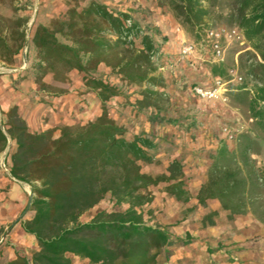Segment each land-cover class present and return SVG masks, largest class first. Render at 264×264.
<instances>
[{
  "label": "trees",
  "instance_id": "obj_1",
  "mask_svg": "<svg viewBox=\"0 0 264 264\" xmlns=\"http://www.w3.org/2000/svg\"><path fill=\"white\" fill-rule=\"evenodd\" d=\"M157 2L167 6L186 30L197 33L208 27L205 24L214 13L229 9L217 19L237 23L258 57L248 75L258 84L251 100L252 116L264 130V0ZM160 29L149 30L128 12L97 0L81 8L71 5L65 16L54 19L50 26H37L33 41L40 55L36 78L40 88L47 93L56 89L43 80L50 72L55 79L68 81L67 73L78 70L84 74L86 89L99 97L102 111L92 120L42 131L30 128L18 105L5 112L4 123L0 116V158L13 141L16 147L10 155V174L30 184L33 191V216L22 223L39 245L31 257L18 253L9 264H74L71 254L92 264H158L171 245L169 229L149 222L143 207L154 199L150 186L161 182L167 183L166 191L177 200L191 199L183 161L173 159L168 173L144 171L142 162L155 161L157 143L145 132L127 136V128L109 110L110 101L119 97L122 89L97 75L102 64L110 67L122 81L142 87L139 107L161 108L160 101L168 100V94L163 89L166 77L159 72L161 50L156 37L162 33ZM24 40V31L15 47L0 37L6 61H13ZM180 60L172 56L170 61L177 64ZM222 71L223 62L212 65L213 78L220 77ZM65 92L59 88L52 93ZM259 148L257 138L249 132L239 134L236 148L222 142L197 194L198 202L206 206L210 200H218L230 217L253 211L264 222V169L252 157ZM107 194L128 207L99 210L91 220L82 221L81 216ZM217 213L214 210L208 217Z\"/></svg>",
  "mask_w": 264,
  "mask_h": 264
},
{
  "label": "rangeland",
  "instance_id": "obj_2",
  "mask_svg": "<svg viewBox=\"0 0 264 264\" xmlns=\"http://www.w3.org/2000/svg\"><path fill=\"white\" fill-rule=\"evenodd\" d=\"M89 1L0 0V37L15 47L21 42V33H25L24 47L13 56L12 62L5 60L3 42H0V89L12 91L15 88L26 93V105L31 107L30 115L36 112L40 102L48 103L51 97H66L65 103L69 106L67 116L75 122L92 120L101 113L99 97L86 89L84 74L78 70L67 73L68 81L55 79L51 72L46 74L43 80L56 88L52 92L59 88L67 90L60 95L47 93L36 81L40 55L33 38L37 26H50L54 19L65 16L69 6L79 4L81 8ZM97 1L112 9L128 12L149 30L158 27L162 32L156 41L161 50L159 63L162 66L159 72H163L166 77V87L163 89L168 94V100L160 101L161 108L139 107L137 99L142 98V87L122 81L111 72L110 67L102 64L97 73L122 89V94L110 101L109 110L116 121L127 128V136L132 138L135 134L145 132L157 143L153 150L155 161L142 162V169L155 175L168 173L167 168L175 158L184 164V179L191 190V199L188 202L177 200L166 191L167 183L161 182L150 186L154 199L143 207L149 222L166 226L172 234V243L163 251L158 264H264V222L253 211L230 217V211L224 209L218 200H210L203 206L197 199L201 185L208 178L218 147L225 142L229 148H236L242 132H249L257 138L260 148L252 157L264 169V130L252 116L251 103L258 84L248 75L252 63L258 57L250 42L247 40L241 44L234 41L227 45L225 60L222 61L223 73L220 74L228 82L225 85L227 89L219 98H203L197 96L192 87L213 83L215 75L212 65L217 62L200 45L187 56L182 55L181 50L190 42L197 43L204 36L205 29L199 31L201 34L186 30L173 12L167 6H160L157 0ZM228 11L225 8L222 13H214L205 26H238L235 22L217 19ZM172 56H179L182 60L172 64ZM235 75L243 79L237 82L234 80ZM10 108H3L0 103L3 123L7 120L5 112ZM42 116L45 115L39 113L38 116L35 113L32 117L44 120ZM55 134L58 135L59 130ZM15 147V143L10 141L7 151L1 155L0 174L25 186L30 198V194L33 195L31 185L13 178L9 171L10 155ZM3 190L4 187L0 186V191ZM1 200L0 214L4 212ZM127 207L128 204H118L107 194L96 206L86 211L81 220H91L99 210H124ZM214 210L218 213L208 217ZM32 214L29 209L23 217ZM7 225L9 222L0 226V237ZM70 256L74 264H92L86 258L73 254Z\"/></svg>",
  "mask_w": 264,
  "mask_h": 264
},
{
  "label": "crops",
  "instance_id": "obj_3",
  "mask_svg": "<svg viewBox=\"0 0 264 264\" xmlns=\"http://www.w3.org/2000/svg\"><path fill=\"white\" fill-rule=\"evenodd\" d=\"M85 95L83 94L84 97H86ZM27 97L26 93L15 88H12V91L0 89L2 107L8 109L13 105H18L20 113L34 131H42L75 122L74 119L72 120L67 116L69 106L65 103L66 97H51L48 103L42 104L40 102L37 105L34 114L38 113V116L39 113L44 114L45 116H42L44 120H38L41 117H38V119L32 117L34 114L30 115L31 107L26 105ZM0 186L4 187V190L0 191L1 204L4 207V212L0 214V226L7 222L11 225L18 219L29 202L28 189L2 174H0ZM32 216L33 214L18 220L4 240H1L2 236L0 237V264H9L17 257L18 253L31 257L39 249L36 237L28 233L22 223V220L29 219ZM9 225L5 226L4 230Z\"/></svg>",
  "mask_w": 264,
  "mask_h": 264
},
{
  "label": "built area",
  "instance_id": "obj_4",
  "mask_svg": "<svg viewBox=\"0 0 264 264\" xmlns=\"http://www.w3.org/2000/svg\"><path fill=\"white\" fill-rule=\"evenodd\" d=\"M238 41L241 44L247 42V39L243 31L238 26L233 27H208L205 29L204 36L196 43L190 42L183 46L181 54L184 56L192 54L198 49V45L205 48L210 54V57L214 62H222L225 60L227 45L231 42ZM243 79L242 76L235 75L234 80L240 82ZM226 82L221 77H216L214 82L209 85L198 84L192 87V91L200 97L215 99L219 98L226 88ZM233 135H230L232 137ZM13 223L5 228L2 234L1 240H4L6 236L11 232Z\"/></svg>",
  "mask_w": 264,
  "mask_h": 264
},
{
  "label": "water",
  "instance_id": "obj_5",
  "mask_svg": "<svg viewBox=\"0 0 264 264\" xmlns=\"http://www.w3.org/2000/svg\"><path fill=\"white\" fill-rule=\"evenodd\" d=\"M32 199H33V195H32V193L30 194V198H29V202H28V205H27V207L25 208V210L22 212V214L18 217V219L13 223V225H15L16 224V222L18 221V220H20L22 217H23V215L30 209V206H31V203H32Z\"/></svg>",
  "mask_w": 264,
  "mask_h": 264
}]
</instances>
